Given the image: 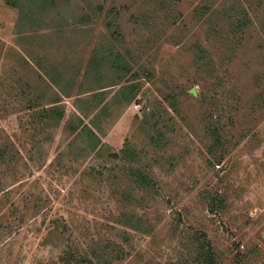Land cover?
<instances>
[{"label":"rangeland","instance_id":"rangeland-1","mask_svg":"<svg viewBox=\"0 0 264 264\" xmlns=\"http://www.w3.org/2000/svg\"><path fill=\"white\" fill-rule=\"evenodd\" d=\"M31 1L0 0V209L22 216L0 218V264H48L67 242L112 264H198L196 231L219 264H264V0Z\"/></svg>","mask_w":264,"mask_h":264},{"label":"trees","instance_id":"trees-1","mask_svg":"<svg viewBox=\"0 0 264 264\" xmlns=\"http://www.w3.org/2000/svg\"><path fill=\"white\" fill-rule=\"evenodd\" d=\"M31 1V0H2L6 5L17 8L18 10L22 9L23 3ZM33 3H36L37 6H34L38 11L45 12L47 9L52 8L55 5V0H33L31 1ZM32 10L35 12V9L32 8ZM24 19H28V21H33L34 14L32 12H27L23 15ZM23 20L20 22L23 24ZM119 65L118 62L114 64V67H117ZM127 72V71H126ZM123 88H129L130 91H134L132 83L126 84ZM122 88V89H123ZM66 93V92H65ZM68 95V92L66 93V96ZM130 99V97H129ZM47 113V112H46ZM46 115V114H45ZM59 119H61V115L58 116ZM219 124L221 125V122L213 120L211 121L208 126L209 127V133L212 137V142L214 146H223V142L221 141V135L220 130L218 128ZM84 130L87 132L90 131L88 126L83 127ZM92 133V132H91ZM9 160L8 150L6 147H0V166L5 163V160ZM133 177L135 179V183L138 185H141L143 187H150L152 186L151 179L148 178V176L141 172L140 170H135L133 172ZM5 184H2L0 180V208L3 207L6 203V201L9 199V190H5ZM206 206H207V212L209 213H216L217 209L221 210L224 209V202L221 198H219L217 195H207L205 198ZM8 213L6 215L3 214V210L0 209V218L1 219H9V218H16L20 222L22 219L18 216L17 209L13 208L7 209ZM19 217V218H18ZM57 228H60L58 226H53V228L48 229L46 234L43 236L41 240V244L45 245L47 244V237L50 234H56L57 236L61 237L65 233L66 226H62L61 230L59 231ZM14 231V224L13 223H7L4 226H0V254L3 253L5 250H10V247H12V243H8V237L12 235ZM193 241H194V249H195V257L192 259L194 263L198 264H219L216 258V254L214 251V248L211 244V241L208 239L207 235L204 232L196 231L193 233ZM93 253V252H92ZM79 251L76 248H74L70 243H66L63 246V249L61 253L57 256L55 260L50 261L48 264H112L111 261L108 259H105L103 256H97L95 254Z\"/></svg>","mask_w":264,"mask_h":264},{"label":"water","instance_id":"water-1","mask_svg":"<svg viewBox=\"0 0 264 264\" xmlns=\"http://www.w3.org/2000/svg\"><path fill=\"white\" fill-rule=\"evenodd\" d=\"M189 92H190L192 95H195V91H194L193 88H191V89L189 90Z\"/></svg>","mask_w":264,"mask_h":264}]
</instances>
